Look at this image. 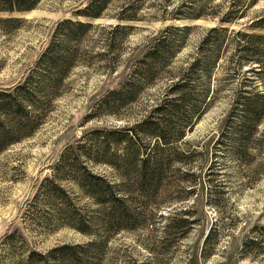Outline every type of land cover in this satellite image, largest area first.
Instances as JSON below:
<instances>
[{
  "label": "rangeland",
  "instance_id": "1",
  "mask_svg": "<svg viewBox=\"0 0 264 264\" xmlns=\"http://www.w3.org/2000/svg\"><path fill=\"white\" fill-rule=\"evenodd\" d=\"M86 1L39 0L30 10L0 11L4 86L24 79L48 44L65 38L61 21L93 23L71 39L68 49L75 58L45 122L0 155V264L17 263L3 244L16 228L38 250L85 240L69 229L50 232L39 226L31 204L40 181L53 174L63 156L94 175L119 181L106 162H119L113 153L123 150L134 137L131 128L163 98L171 82L167 78L179 76L187 79L177 127L185 136L171 148L173 162L155 199L158 214L148 231L113 236L112 260L106 264H264V109L239 148L233 139L240 109H232L241 89L258 87L264 93V45L250 37L264 34V26L251 25H264V0H108L97 19L75 15ZM119 15L135 20L118 21ZM9 17L15 21H6ZM117 23L132 26L123 33L114 30ZM171 25L189 28L165 31ZM161 32L178 38L167 62L170 75L143 83L128 102L115 105L112 91L144 44ZM193 103L197 111L190 113ZM146 141L141 137L136 145L143 148ZM61 184L73 186L69 180ZM76 200L90 209L85 195ZM174 213L190 222L183 237L178 231L161 234Z\"/></svg>",
  "mask_w": 264,
  "mask_h": 264
},
{
  "label": "trees",
  "instance_id": "2",
  "mask_svg": "<svg viewBox=\"0 0 264 264\" xmlns=\"http://www.w3.org/2000/svg\"><path fill=\"white\" fill-rule=\"evenodd\" d=\"M38 1L0 0V11L30 10ZM107 3L108 0H87L75 15L100 18ZM116 18L124 22L135 20L132 15H119ZM13 19L9 17L6 21H15ZM220 21L229 20L221 17ZM61 24L67 26L65 38L56 39L62 47L56 45V40L51 41L24 79L14 85H0V155L33 136L45 122L52 102L59 97L64 86L67 68L75 58L72 50L68 49L71 39L84 34L93 23L67 18L58 25ZM251 25L264 26L261 21H253ZM131 26L117 23L114 30L126 33ZM188 28L171 25L165 31H185ZM250 37L259 45H264V34H252ZM261 39L262 42L259 41ZM176 40L178 38H168L161 32L151 42L144 44L145 48H141L135 62L128 67L127 77L112 91L115 105L128 102L132 93L143 83L170 75L167 62L176 53ZM195 64L190 63L188 70ZM208 64L209 60L205 62V68ZM167 79L171 82L163 98L152 106L142 122L131 128L134 137L128 138L123 150L118 153L116 149L117 152L113 153L119 162H106L115 169L119 181L94 175L85 166L80 168L75 161L71 162L64 156L53 174L40 181L31 204L32 212L35 210L34 213L41 219L39 226L50 232L60 228L69 229L85 240L64 242L47 250H38L29 246L16 228L5 237L3 243L16 257V264H106L112 260L110 254L113 249L109 244L113 236L123 232L148 231L147 224L158 214L155 199L159 198L164 184V172L173 162L171 148L185 136L177 127L181 123L180 106L184 102L183 88L187 79L183 76ZM241 90L243 92L239 91L232 108L240 109V127L233 139L236 148L249 139L256 127L257 117L264 109L262 90L258 87ZM189 111L196 112L197 104H191ZM141 137L147 139L143 148L136 145ZM64 180H69L73 186H63L61 181ZM82 195L90 201V209L77 204L76 199ZM166 220L161 229L164 236L178 231L183 237L190 224L181 213L169 215Z\"/></svg>",
  "mask_w": 264,
  "mask_h": 264
}]
</instances>
